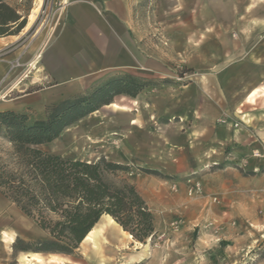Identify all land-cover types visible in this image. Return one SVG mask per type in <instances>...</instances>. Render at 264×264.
Returning <instances> with one entry per match:
<instances>
[{"label":"crops","instance_id":"1","mask_svg":"<svg viewBox=\"0 0 264 264\" xmlns=\"http://www.w3.org/2000/svg\"><path fill=\"white\" fill-rule=\"evenodd\" d=\"M148 1L66 0L52 38L41 48L40 82L27 79L5 89L0 111L27 114L30 122L45 120L55 104L84 95L119 74L169 76V57L183 62L192 75L189 81L162 84L142 102L140 94L128 96L129 111L112 116L113 131L127 130L130 153L114 161L151 170L132 173L129 180L151 208L168 210L177 206L172 187L177 183L184 188L183 177L193 169L186 161L193 153L211 152L224 141H239L243 152L264 149V0H170L165 12L173 15L162 18L166 26L154 33L159 34L156 43L153 30L140 26ZM18 37H0V50ZM7 68L6 57L0 61V80ZM16 88L18 95L6 98ZM223 113L242 120V127L216 128ZM120 114L126 118L123 124L118 122ZM152 116L161 122L157 131L148 128ZM47 237L0 188V264L11 257L20 264L24 255L31 262H52L53 253L14 248L18 239ZM94 239L87 236L84 241Z\"/></svg>","mask_w":264,"mask_h":264},{"label":"rangeland","instance_id":"2","mask_svg":"<svg viewBox=\"0 0 264 264\" xmlns=\"http://www.w3.org/2000/svg\"><path fill=\"white\" fill-rule=\"evenodd\" d=\"M62 1L54 0L51 7V0H45L42 10L49 7L47 12L50 13L40 12L35 23L27 28L36 0H10L21 10L27 23L16 42L8 46V49H12L6 56L8 60L18 55L25 46L28 47L27 56H30L52 38L59 9L64 5ZM171 5L170 0L148 1V9L140 26L153 30V43L157 42L159 35L154 33L163 31L166 26L162 18L173 15L165 12ZM167 72L169 76L123 73L119 77L130 76L145 84L139 93L142 102L143 97L148 99L147 96L156 92L162 84L185 83L192 76L185 64L173 57H169ZM14 82L12 77L0 86V99L4 97V90ZM17 91L16 88L5 97H14L18 95ZM128 96L125 93L115 95L109 107L89 113L66 129L59 138L41 148L87 161H96L100 157L113 161L117 157L127 159L130 155L126 142L127 130L113 131L112 116L115 111H129L126 107ZM113 103L120 107H114ZM137 107H140L139 112L143 111L140 104ZM151 118L148 128L157 131L161 122L155 116ZM125 120V116L120 114L118 122L123 124ZM215 125L216 128L227 126L240 129L242 120H235L223 113L216 119ZM119 140L122 141L120 144L114 143ZM223 143L211 152H195L192 159L186 161V165L190 164L193 169L183 177L184 188L180 190L177 183L172 187L177 194V206L168 210L151 208L155 215L156 234L145 244L135 241L119 224L103 217L96 227L95 241L82 242L74 255L52 254L49 256L52 262L44 258L40 262H31V258L24 255L20 264H264V162H261L264 160V149L255 151L253 147L251 151L243 152L239 141ZM12 152V144L0 133V162L13 169L16 159ZM136 168L131 165L130 172L124 176L129 179L130 174L143 172V169L138 171ZM193 177L201 181L202 191L196 196H189L187 180ZM7 264L18 262L11 257Z\"/></svg>","mask_w":264,"mask_h":264},{"label":"trees","instance_id":"3","mask_svg":"<svg viewBox=\"0 0 264 264\" xmlns=\"http://www.w3.org/2000/svg\"><path fill=\"white\" fill-rule=\"evenodd\" d=\"M26 23L18 7L0 0V37L19 34ZM144 87L133 77L118 76L55 104L45 120L35 122L24 113L0 111V133L12 144L16 159L13 169L0 162V188L48 234L45 239H18L15 250L74 255L103 216L112 217L139 243L155 237L151 207L124 176L131 165L105 157L73 159L41 148L79 119L112 103L115 95L136 97Z\"/></svg>","mask_w":264,"mask_h":264},{"label":"built area","instance_id":"4","mask_svg":"<svg viewBox=\"0 0 264 264\" xmlns=\"http://www.w3.org/2000/svg\"><path fill=\"white\" fill-rule=\"evenodd\" d=\"M62 2L64 4L66 0H63ZM53 3H54V0H51L50 2L51 7H53ZM47 11H49V7L45 11L41 9V13L43 14L50 13ZM39 16L40 15H38V17ZM11 51L12 49H8V47L4 50H0V61L6 60V56ZM27 52H28V47L25 46L23 49H21L18 55L8 60V68L6 71L7 73L0 80V86L5 84L12 77H14L15 84L16 82H22L27 79H31V81L35 80L36 83L40 82L38 74L40 72L41 48L38 49L36 52H34L32 55H30L27 61H23V57L27 56ZM22 90L28 91L30 90V88L22 89ZM187 183H188L187 191H188L189 196H196L197 194L201 193L202 183L200 180L193 177V178H189L187 180Z\"/></svg>","mask_w":264,"mask_h":264},{"label":"bare ground","instance_id":"5","mask_svg":"<svg viewBox=\"0 0 264 264\" xmlns=\"http://www.w3.org/2000/svg\"><path fill=\"white\" fill-rule=\"evenodd\" d=\"M44 0H36V4L33 8V10L31 11L30 15H29V20H28V24H27V28H30L35 21L37 20V17L39 15V13L41 12L42 6H43ZM39 18V17H38ZM26 28V29H27ZM109 222L115 223V220L109 216L108 218ZM96 236V226L95 228L89 233L88 235V239H94Z\"/></svg>","mask_w":264,"mask_h":264}]
</instances>
